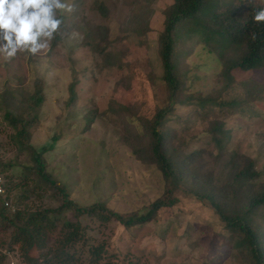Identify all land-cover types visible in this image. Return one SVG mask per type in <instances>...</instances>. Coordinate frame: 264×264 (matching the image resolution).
Returning <instances> with one entry per match:
<instances>
[{
	"label": "rangeland",
	"instance_id": "rangeland-1",
	"mask_svg": "<svg viewBox=\"0 0 264 264\" xmlns=\"http://www.w3.org/2000/svg\"><path fill=\"white\" fill-rule=\"evenodd\" d=\"M215 1L220 13L245 0ZM69 2L75 10L65 13L69 28L65 40L57 45L52 40L49 50L35 56L22 52L10 61L0 56V102L4 94L10 98L8 106L14 103L11 99L26 100L37 79L44 81L47 96L41 123L27 141L33 150L15 141L5 120L7 111L13 113L7 110L8 100L0 109V173L12 190L10 210L33 214L62 207L61 192L42 178L34 157V152L41 155L52 147L44 153L42 169L67 190L69 200L82 208L103 205L123 215L145 216L154 203L167 199L170 188L154 163L146 127L158 111L173 106L159 50L174 1ZM210 26L214 32L222 31L214 23ZM190 35L178 38L177 52L184 53L180 68L188 76L181 99L195 100L169 112L162 131L175 136L173 145L181 156L185 145L187 153L197 154V168L192 167L196 175L188 173L200 180L206 174L215 181L212 190L224 187L251 163L261 174L253 184L261 189L264 71L235 72L238 80L226 88L220 77L219 47H207L200 37ZM75 83L78 100L70 106ZM197 99L236 101L243 104L242 112L220 105L202 107ZM216 124L226 134L220 145L221 134L214 139L211 132ZM184 183L174 195L177 203L146 225L126 229L116 220L81 217L82 240L69 248L74 255L71 264H92V250L100 243H105L107 253L99 264H252L248 250L238 248L240 238L226 229L209 202L192 195L201 184L190 179ZM253 184L244 185L240 196L253 192ZM204 188L203 193L210 186ZM58 220L57 230L46 239L48 249L31 253L35 264H46L47 257L57 255L64 222L77 221L69 211ZM251 222L264 234V208ZM4 228L0 220L4 242L0 264H33L23 257L20 246H13L14 229Z\"/></svg>",
	"mask_w": 264,
	"mask_h": 264
},
{
	"label": "trees",
	"instance_id": "trees-1",
	"mask_svg": "<svg viewBox=\"0 0 264 264\" xmlns=\"http://www.w3.org/2000/svg\"><path fill=\"white\" fill-rule=\"evenodd\" d=\"M173 1L174 5L167 14L165 31L160 39L161 47L159 50L160 60L165 72L163 79L171 93L170 97L173 106L169 110L162 109L158 111L146 127V130L149 131V147L152 150L154 163L158 165L165 182L170 187L167 199H160L154 203L150 212L145 216L137 214L123 215L109 210L103 205L82 208L72 200H69L67 190L59 186L42 169L44 153L51 150L52 147L51 149H45L41 155L34 152L35 161L38 163L42 178L61 192L63 197L62 207L33 214H28V212L21 210H17L14 213L5 207L2 199L0 200V220L5 224L6 229L8 227V229H14V235H12L13 246H20L24 254L23 257L30 260V263L35 264L36 262V260L31 258L33 251L38 249L42 252L48 249L46 239L57 230L58 219L65 212H74L77 221L75 223L64 222L61 233L62 242L59 244V250H55L57 255L51 259L47 257L48 261H44L46 264H53L54 262L56 264H71L74 261V255L69 252V248L82 240V226L79 221L81 217H95L103 222L116 220L126 229L146 225L151 223L161 210L172 208L177 203V198H174L175 193L182 184H185V180L190 179L194 180L196 184H201L198 190H192L194 198L200 202H209L225 224L226 229L232 231L240 238L238 248L248 250L252 264H264V234L262 231L255 229L251 222V218L264 208V187L261 186V189H257L253 184L261 176L255 170V164H249L246 169H242L237 175L232 176L224 187L212 190L211 186L215 184V181H209L210 177L208 179L206 174L202 175L203 181L193 176L196 175L192 167H195L194 163L198 161L197 154L187 153L188 145H185L181 150L185 154L181 156L173 145L175 136L162 131L169 112L175 110L177 106H185L195 100V98H190L191 96L186 97L188 101L181 99V95L185 92L184 81L187 80L188 76L181 72L179 58L184 53L177 52V45L180 41L178 38L182 37L184 39L188 34H191L190 36L192 37H195V35L200 37L207 47L217 45L220 51H216L222 66L220 77L225 80L226 88H230L234 84L233 81L238 80L234 76L235 72L245 74L254 70L264 71V22L256 23L253 19L257 11L264 9V4L255 0H245L234 6L231 5V8H226L224 12L219 13V10L215 11L217 7L219 8L215 0ZM58 18H61L63 23L60 31L53 39L54 45L65 40L69 34V28L65 22V13H58ZM211 23L220 27L222 31L214 32L211 29ZM229 47L230 53L226 54ZM72 85L73 88L70 91L72 97L69 100L70 106L74 105L78 100L75 92V87L78 85L76 83ZM251 99L249 97V101ZM7 100V110H11L13 113L7 111L5 120L9 122L10 127L14 130L15 141L23 147L32 149L27 141L41 123V111L47 100L44 81L37 79L33 93L27 96L24 101L18 102L17 98L11 99L14 103L10 106H8L10 98L7 99L6 94H4L0 102V109H5ZM196 101L202 107L220 105L221 107H228L242 112L241 106L243 104L236 101L221 102L215 99H197ZM211 132L214 139H216L217 134H221V140H217L219 145L224 140V136L226 138V134L222 131V127L219 124H216L215 127L213 126ZM57 140L55 139L54 141ZM180 165L183 168L181 171L179 170ZM188 171L193 175L188 173ZM247 184H253L254 191L240 196L242 187ZM205 185L210 186V188L208 192L203 193L206 189L204 188ZM229 188L235 189V191L229 192ZM6 189L9 199L12 190L8 182H6ZM228 208L230 209L227 210ZM6 229L4 228V230ZM1 234H3L2 229H0ZM3 245L4 242L2 240L0 241V246ZM106 253L107 247L105 243L95 246L92 250V264H99L105 259ZM3 259H0V261H3Z\"/></svg>",
	"mask_w": 264,
	"mask_h": 264
},
{
	"label": "clouds",
	"instance_id": "clouds-1",
	"mask_svg": "<svg viewBox=\"0 0 264 264\" xmlns=\"http://www.w3.org/2000/svg\"><path fill=\"white\" fill-rule=\"evenodd\" d=\"M69 0H0V56L5 61L18 53L46 52L63 23L58 13H72ZM264 22V9L253 17Z\"/></svg>",
	"mask_w": 264,
	"mask_h": 264
},
{
	"label": "built area",
	"instance_id": "built-area-1",
	"mask_svg": "<svg viewBox=\"0 0 264 264\" xmlns=\"http://www.w3.org/2000/svg\"><path fill=\"white\" fill-rule=\"evenodd\" d=\"M1 199L4 201L6 208L14 210V206L11 202V198L8 199L6 180L2 173H0V200Z\"/></svg>",
	"mask_w": 264,
	"mask_h": 264
}]
</instances>
